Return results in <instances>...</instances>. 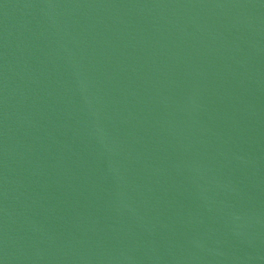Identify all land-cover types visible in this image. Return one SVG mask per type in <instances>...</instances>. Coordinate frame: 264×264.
Segmentation results:
<instances>
[{
  "label": "water",
  "instance_id": "water-1",
  "mask_svg": "<svg viewBox=\"0 0 264 264\" xmlns=\"http://www.w3.org/2000/svg\"><path fill=\"white\" fill-rule=\"evenodd\" d=\"M0 264H264V0H0Z\"/></svg>",
  "mask_w": 264,
  "mask_h": 264
}]
</instances>
